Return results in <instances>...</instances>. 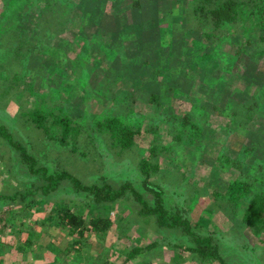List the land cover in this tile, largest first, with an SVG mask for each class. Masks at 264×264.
I'll use <instances>...</instances> for the list:
<instances>
[{
    "label": "rangeland",
    "instance_id": "374dc122",
    "mask_svg": "<svg viewBox=\"0 0 264 264\" xmlns=\"http://www.w3.org/2000/svg\"><path fill=\"white\" fill-rule=\"evenodd\" d=\"M140 1L141 6L138 7L132 4L133 0H129L124 7L116 0L87 2L83 33L90 41L91 57L87 61L86 68L90 74L86 79L82 74L79 56L83 45L81 32L72 30L69 35L62 34L63 29L52 27L53 24L46 29V21L41 20L37 24L31 18L22 25L23 32L11 29L20 26L15 18L16 10L23 11V6L21 4L18 9L9 10L4 5V0H0V125H4L15 139L28 142L30 149L53 169H67L72 174L83 177L85 182L95 180L92 177L101 171L108 174L109 180L117 185L116 181H123L124 174L120 175L122 165L113 166L119 162L117 158L124 155L115 154L114 147L110 144L112 138L107 131H96L98 140L94 142L92 138L85 136L80 140L78 149L73 150L71 142L60 143L38 127L29 115L32 109L45 100L48 104H54L50 107L51 120L61 109L70 111L81 119L88 106L87 101L90 106L88 109L99 112L101 116L111 106L117 107L116 102L123 101L127 104L131 101L133 107L148 111L141 116L146 123L149 120H145L146 118H153V111L150 109L155 104L157 110L161 111L155 112L164 113L161 116L166 121L161 123L165 126L172 123L183 125L186 121H209L211 128L207 134L208 148L186 154L189 157L186 156L187 159L185 157L186 160H183L189 166L195 163H199V166L195 169L188 167L190 181L195 182L187 189V195L191 192L187 201L185 197L181 199L189 207L192 221L198 222V226L193 227L198 233L206 235L217 230L220 236L225 234L228 239L229 235H236V242L223 245L230 252L228 258L235 259L234 263L255 264L252 256L256 255L259 263L264 264L261 252L264 240H260L251 228L242 227L243 224H237L236 229H232L236 219L232 214L225 213L222 206L209 208L215 201L212 194L220 197L226 195L232 180L236 179L242 169L252 167L251 161L255 156L260 155L264 160V94L261 93L264 89H260L264 87V56L254 52L247 60H238L234 55L230 56L229 52H223L228 44L219 39V45L215 48L217 53L206 56L210 59L214 57L219 70L226 72L218 74L219 70L213 66V61L193 57L199 44L193 38L197 31L186 17L184 4L187 0ZM128 12L131 15L130 23L142 22L141 27H136V35L129 38L123 36V32L116 31L124 30L128 23L125 16ZM248 17L245 15L241 18L237 27L248 21L245 30H258L259 27L250 23L252 19H247ZM175 24L181 38L173 44L169 34L172 30L170 26L174 27ZM14 30L17 31L12 34ZM37 36L41 38L39 42ZM72 38L70 46H61L62 40ZM32 42L37 46V52L34 53H39L35 60L24 56ZM124 42L127 47H124ZM134 45L139 61L131 65V68L138 65L142 69L141 73L135 74L136 82L122 75L117 67L122 64L119 60L126 56L127 51L134 50ZM25 65H28L27 68ZM123 65H127V62ZM233 70L240 75L239 79H230L229 74ZM18 73L20 75L16 80L15 75ZM113 73L117 78L113 77ZM204 73H208L211 78H202ZM107 79L117 81L110 82ZM63 82H67L70 89L67 93L63 91ZM124 93H129L126 98ZM155 93L160 98L150 103V98ZM227 95L235 100H229ZM101 105L104 106L101 108ZM182 116H186L185 120H180ZM126 118L138 124L137 115H128ZM137 142L142 146L138 153L128 152L133 159L127 155L124 157L133 164L137 163L150 143L149 137L145 135L139 136ZM196 144L198 141L194 143ZM176 146L178 145L172 147ZM214 147L223 152L229 151L234 156L242 154L245 156L244 161L239 164L236 160V165L228 168L215 161ZM185 148L194 149L191 144H186ZM18 153L19 150L7 137L0 135V194H12L19 182L26 185V182L34 181L32 174L29 173L28 177L26 162L18 157ZM169 157L167 150L162 163L165 164ZM45 189L46 187L37 193L38 209L21 211L22 202H12L11 206L0 202V264H144L141 257L126 258L129 247L165 237L163 229L167 228L158 225L154 215L143 214L135 197L128 193L102 209L101 213H109L114 221L105 233L93 230L92 227L82 233L78 230L72 233L67 224L55 226L54 219H49V216L55 208L57 212L68 205L75 212L90 217L91 208L84 204V196L73 192L70 196H76L75 200L69 201L70 196L66 191H72L71 187L63 185L43 195ZM58 191L61 195L55 196ZM19 196L18 194L17 200H22ZM89 199L90 197H86V200ZM240 210L241 207L238 206L237 211ZM43 220L47 225L42 224ZM33 224L34 227L31 228ZM172 232L166 233L179 240L186 239L185 236L191 237L181 226L174 227ZM77 238L81 240L70 245ZM166 238L170 240V237ZM255 243L261 247L254 248V252H251ZM163 247L165 254H154V258L147 264H180L178 259L172 260L171 257L179 249L180 255L184 247L174 248V251L165 245ZM184 255L188 259H180L185 261L183 264L197 263L189 252L184 251ZM210 264H218V261Z\"/></svg>",
    "mask_w": 264,
    "mask_h": 264
},
{
    "label": "trees",
    "instance_id": "16d2710c",
    "mask_svg": "<svg viewBox=\"0 0 264 264\" xmlns=\"http://www.w3.org/2000/svg\"><path fill=\"white\" fill-rule=\"evenodd\" d=\"M89 0H4V5L7 9L20 8L23 6V11L16 10V21L20 23V26L11 27V29H17L24 31L23 26L30 21L33 23H40L41 20L46 21L44 28L48 29L51 24L57 29H63L62 34H71L70 32L76 31L81 32L83 43L81 50L79 51L81 68L83 69L82 74L87 79L89 76V69L86 68L87 61L90 60L91 53L89 52L91 45L88 38L83 33L84 22H86L85 5ZM95 2L97 0H94ZM101 1V0H98ZM129 0H116L120 6L127 4ZM134 6H141L140 0H133ZM186 17L188 23L191 24L197 31V34L193 37L197 39L199 46L196 48L197 53L193 54L194 59L205 58L206 61H213L215 68L219 67L215 65L216 59L214 57L207 58V55H212L216 52V47L219 45L217 40L221 39V42L225 41L228 45L223 50L224 53H230L238 60H247L251 54L256 52L258 55L264 56V0H187L184 4ZM133 8V7H132ZM72 14L76 19L71 18ZM249 16L247 19H252V24L255 27H259L258 30H245V25L249 24L248 21L244 22L240 27H237V23L244 16ZM127 18V25L124 30H116L117 32H123V36L129 38L136 35V27H141L140 23H130L131 15L128 12L125 15ZM246 20V19H244ZM23 25V26H22ZM32 29H33V25ZM30 26V28H31ZM60 27V28H58ZM170 38L174 44L176 40H179L181 36L178 35V27L170 26ZM200 29V30H199ZM12 34H15V31ZM155 30V28H154ZM7 31H9L7 29ZM254 33V34H252ZM40 35V32H38ZM51 35V34H50ZM56 35V34H55ZM151 36V34H150ZM37 42L40 41V36H37ZM71 37V36H69ZM129 40V39H128ZM127 40V42H129ZM135 40V39H130ZM33 41V40H31ZM71 40H62L61 46L71 45ZM125 43V42H124ZM137 45L136 42L133 44ZM116 43H111V45ZM109 45V44H108ZM119 47L121 44H117ZM134 45V46H135ZM84 46V47H83ZM37 47L34 42L30 44L28 50L24 53L26 59H37L39 55ZM127 47V44H124ZM22 51L24 49H21ZM132 50V49H131ZM128 50L126 56L120 59L118 64V71H121L122 75H125L129 80L136 82L135 74L142 72L137 66L131 68V65L138 63L139 54L137 53L136 46L134 50ZM251 58V57H250ZM210 59V60H209ZM250 60V59H249ZM127 62V65H123ZM129 62V63H128ZM224 62V61H223ZM247 61H244V63ZM28 65H25L27 68ZM213 66H210L213 68ZM219 70V68H218ZM120 73V74H121ZM113 77L117 78V75L113 73ZM218 74H226L222 69L219 70ZM19 73L15 75V79L18 80ZM210 77L208 73H204L203 77ZM231 80L239 79L240 75L237 71L233 70L229 74ZM211 78V77H210ZM115 82L117 79L110 80ZM65 83V82H63ZM62 83V84H63ZM67 82L63 85V91L69 92ZM257 84V83H256ZM260 89H264L260 88ZM264 94V91H261ZM129 94V93H128ZM124 93L125 98L128 95ZM230 95V94H229ZM227 95V96H229ZM117 98V97H116ZM159 95L153 94L150 98V103L156 102ZM120 99V97H118ZM234 98L229 96V100ZM88 100V99H86ZM235 100V99H234ZM232 100V101H234ZM126 102L129 100H125ZM40 105H36L29 113L38 127L43 128L51 138H56L60 143H72V148L78 149L80 140L85 136H89L92 141L98 140L96 131H107L112 138L111 146L114 147L115 154H123L124 156L118 157L119 162H116L113 166L119 167L122 165L120 175L123 176V181H116L117 185L109 180V176L106 173L98 171L95 180L91 182H85L84 179L69 172L67 169L59 168L58 170L53 169L51 165L47 164V161L41 160L36 152L32 151L27 144L22 140L15 139L14 136L7 130L4 125H0V135L7 137L8 141L11 142L18 150V157L22 161L26 162L28 168L27 174H32L34 181L26 182L23 185L19 182L17 189L12 194H0L1 204L11 206V203L22 202V209H38L36 208L37 193L41 189H46L42 192L43 195L49 194L52 191L58 189L60 186H69L72 191H66L67 194L75 192L84 196V204L91 208L90 217H87L84 213L75 212L71 207L66 205L65 209L55 208L53 214H50L49 219H54L55 226L64 223L70 227L73 232L93 228L101 232H106L108 228L113 225L114 221L109 216V213L103 215L102 209L108 206L110 203L118 200L119 197L128 193L133 195L137 200V204L140 205L139 210L143 214H152L157 217V224L163 229L165 235L162 240H153L143 244H137L129 247L127 250L126 258L141 257L144 264L151 262L150 260L156 255H164V245L174 251V248L184 247V251L189 252V255L193 256L197 260L195 264H210L215 260L218 264H240L234 263L235 259L228 258L230 255L223 245H227L229 242L235 241V234L229 235V239L225 234L220 236L218 231L215 233L208 232L209 234H200L193 227L198 226L197 221H192L190 217V209L181 198L185 197L187 201L189 194L187 195V189L193 185L195 181H190L188 175V167L195 169L199 166V163L190 164L184 163L186 160V154L191 152H201L208 148L207 134L210 131L211 123L205 121V123L188 122L183 125L176 123L165 126L161 122L166 121L163 115L164 113L158 114L155 111L157 106H152L150 109L153 111L152 117H148L147 123L143 121L141 116L148 113L144 108L138 109L133 107L131 101L127 104L123 101L116 102L117 108H108L104 116H101L99 112L88 109L89 101H87V108L85 114L80 118L74 116L70 111L62 110L59 114H55L53 120H51L52 112L50 111L51 105L47 101L42 100ZM139 105V104H138ZM144 105H147L146 103ZM104 105H101V108ZM104 109V108H103ZM233 113H236L233 110ZM137 115L138 124H134L129 120L128 115ZM185 120L186 116H182ZM153 119L154 121H152ZM56 123V125L54 124ZM190 125V126H189ZM53 126V127H52ZM172 126V127H169ZM51 128V129H50ZM145 135L149 137V145L145 147L141 157L138 158L137 163L133 164L130 160H125V155L129 158L130 151L138 153L141 145L138 144L137 139L139 136ZM198 141V144L194 145ZM192 145L193 150H187V145ZM176 146L173 148L172 146ZM214 150V158L216 162L222 163L224 166L231 168L236 165V160L239 164L244 161V155L238 154L234 156L229 151L220 149ZM169 151V160H165V164L162 163V158ZM185 150V151H184ZM83 151V150H81ZM129 152V153H128ZM127 153V154H126ZM163 155V156H162ZM179 156V157H178ZM187 156V157H186ZM186 157V159H185ZM116 159V160H117ZM121 161V162H120ZM46 162V163H45ZM196 162V161H195ZM188 164V165H186ZM239 166V165H238ZM250 169H242L236 179L232 180L228 192L222 197L212 194L215 201L209 206V208L215 209V206L223 208L224 212H228L235 217V226L232 229H236L237 224H243L242 227L248 229L251 228L255 231L260 240H264V160L259 156H255L251 161ZM240 167V166H239ZM29 171V172H28ZM113 175V174H112ZM83 176V175H82ZM27 177V178H28ZM39 180V181H36ZM18 194L22 200H17ZM61 193L58 191L55 196H59ZM48 196V195H47ZM38 197V196H37ZM49 197V196H48ZM75 197H68L69 201H74ZM86 197H90L86 200ZM50 198V197H49ZM66 199V197H61ZM92 205V206H91ZM238 206L241 207L240 211H237ZM11 208V207H10ZM207 208V209H209ZM9 209V208H8ZM56 212V213H55ZM238 216V217H237ZM42 224L47 225L44 220ZM53 225V224H51ZM181 226V229L191 235L190 238L179 240L174 238L172 235L167 233H173L174 227ZM34 227V224L31 228ZM243 229V228H242ZM32 230V229H30ZM167 232V233H166ZM166 233V234H165ZM170 237V240H168ZM84 239V238H83ZM82 239V240H83ZM238 239V235H237ZM240 239V235H239ZM75 239L71 241L73 246L74 241H80ZM80 243H83L80 242ZM261 247L259 244H254L251 252H254V248ZM264 255V245L261 247ZM178 250V249H177ZM180 249L174 252L171 259H178L180 264L185 261L180 259H188L184 255V251L179 255ZM235 252V251H232ZM238 252V251H237ZM253 263L260 264L258 256H252ZM248 264V263H247Z\"/></svg>",
    "mask_w": 264,
    "mask_h": 264
}]
</instances>
